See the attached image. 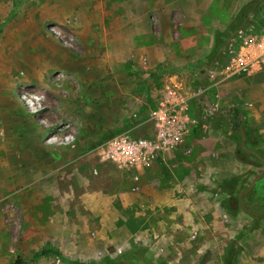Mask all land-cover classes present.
<instances>
[{"label":"rangeland","instance_id":"374dc122","mask_svg":"<svg viewBox=\"0 0 264 264\" xmlns=\"http://www.w3.org/2000/svg\"><path fill=\"white\" fill-rule=\"evenodd\" d=\"M194 1L178 14L159 12L161 0H0V264H221L231 243L237 264H264V216L253 220L238 202L263 168L235 154L233 110L254 109L241 100L243 77L212 83L206 73L199 86L238 12L218 30L227 15ZM226 60L224 50L211 67ZM164 85L186 100L181 142L143 171L101 160L115 137L152 138ZM221 110L217 125L210 113ZM246 121L245 146L259 149L264 112L249 119L254 129ZM241 175L244 186L223 196V181ZM243 200L264 210V177ZM45 243L63 260L31 262Z\"/></svg>","mask_w":264,"mask_h":264},{"label":"built area","instance_id":"2783aa9c","mask_svg":"<svg viewBox=\"0 0 264 264\" xmlns=\"http://www.w3.org/2000/svg\"><path fill=\"white\" fill-rule=\"evenodd\" d=\"M225 55V63H215L207 71V78L212 83L264 70V28L257 33L249 26L238 28ZM158 96L157 105L149 114L152 138L133 139L127 133L115 137L99 149L101 160L112 162L118 168L143 171L156 155L168 153L181 142L191 123L185 113L186 100L169 85L159 89Z\"/></svg>","mask_w":264,"mask_h":264},{"label":"trees","instance_id":"16d2710c","mask_svg":"<svg viewBox=\"0 0 264 264\" xmlns=\"http://www.w3.org/2000/svg\"><path fill=\"white\" fill-rule=\"evenodd\" d=\"M256 1L257 0H250L249 3L245 7L240 9L238 11V13L233 17V20L231 21V23L227 27V32L229 34L234 32L236 29H238L240 27V25L242 24L243 20L246 17V14L248 13V11L251 10L252 6L254 5V3H256ZM245 26H252L253 31H255L256 33L264 28V0L262 3L258 4L256 6V8L252 11V16L246 22ZM219 46L220 45H217L215 47V50H213V55L218 50ZM194 109H195V113H194L193 118L196 121V125L194 128H192L191 133L193 135H197L201 129V126H202V121L200 120L201 110H200V106L197 104V102H195V104H194ZM239 113H242L239 109L233 110V116L236 119V122H235L236 126H238L237 115ZM210 120L212 122L216 123L217 125H219L220 122L222 121V117L215 118V117L211 116ZM216 124L213 126V128L217 129V130H221V128L219 126H217ZM125 126L127 127L126 124H125ZM246 138H247V134H246ZM254 138H255L256 142H259L260 139L258 136L254 137ZM250 150L256 152L260 157H263L257 148H250ZM235 154L238 157L243 156V155H247V156L253 158L255 161H257L259 163V165L263 167V165L255 157H253L250 154L243 152L239 146H238ZM242 186H244V176L241 175V176L231 177V178L223 181L222 186H221L222 187L221 193L226 198L232 197L233 195L236 194L238 188H240ZM246 208L248 211L254 213L253 210L250 209L249 207L246 206ZM251 218L253 220H256L253 217H251ZM126 226L128 227V229L131 232H134L136 230L135 229L136 227H134V226L132 227L131 222H127ZM238 251L239 250L236 248V245L234 243L229 244L227 246L226 250L224 251V254H223L222 259H221V264H237V258H238V254H239ZM45 258H56L58 260H63V257L61 255L60 251L55 249L54 247H52L49 243H45L39 251L35 252L31 256L30 260H31V262H37L40 259H45ZM14 264H22V263H21L20 259H16ZM95 264H120V262L118 260L111 261V260L106 259L102 262H98Z\"/></svg>","mask_w":264,"mask_h":264},{"label":"crops","instance_id":"0c3cea01","mask_svg":"<svg viewBox=\"0 0 264 264\" xmlns=\"http://www.w3.org/2000/svg\"><path fill=\"white\" fill-rule=\"evenodd\" d=\"M194 1V0H193ZM176 6H174V4H169V0H161L160 3V9L159 12L161 13H173L174 11L178 14H180L183 11V7H181L182 5H186V3L189 4L188 0H176ZM174 2V3H175ZM228 2V3H227ZM187 4V5H188ZM197 5V1H194V6ZM199 5L202 9H206L208 11V13H212L214 15V13H220L221 15L226 14L227 18L226 20L218 27V30H223L224 27L229 23V19L234 16L240 9V2L238 3L237 6L234 5V1L232 0H217V1H210V0H202L199 2ZM180 6V7H179ZM174 7L176 8L174 10ZM153 8V6H152ZM238 77H243L239 80H237L236 82H240L243 86H244V95L241 97V100L243 102H245L247 105H249V103L251 104V106H253V113L250 112L248 115L244 117V113H243V120L246 121V123L248 124V126H251V128H255L254 124L250 125V123L248 122L250 118H253V116L255 117V119L258 117V115L262 112H264V70L259 71L255 74L246 76V75H242V76H235L233 77L234 79L238 78ZM233 80V79H231ZM233 105L230 104L229 107H232ZM246 114V113H245ZM251 116V117H250ZM257 128V131L260 135L264 134V129H260ZM247 134L249 135V131H246ZM246 136V134H245ZM248 137V136H247ZM262 139V140H261ZM259 142L257 143V147L259 148L258 150H260V152L263 154L264 152V137H262ZM249 146V145H248ZM246 147L248 149H250L251 147ZM264 155V154H263Z\"/></svg>","mask_w":264,"mask_h":264},{"label":"water","instance_id":"95a60500","mask_svg":"<svg viewBox=\"0 0 264 264\" xmlns=\"http://www.w3.org/2000/svg\"><path fill=\"white\" fill-rule=\"evenodd\" d=\"M262 2H263V0H257L256 3H254V5L252 6L251 10L248 12L246 18L243 20V22H242V24L240 25L239 28H242V27L245 26L246 22L252 16V11L256 8V6L258 4H260ZM235 32L236 31H234L230 35V37L227 39V41L224 43V45L216 53L214 59L210 62L208 68L202 73V75L200 77V81H199V86H202V84L204 82V79L206 77V73H207L208 69L211 67L212 63L217 59V57L224 52V50L226 49V47L229 44V42L233 39V37L235 35ZM202 96L203 95H202L201 87H199L197 89V97H196L197 103H201ZM205 106H206V111L210 112L211 104L210 103H205ZM226 112H227L226 110H221V111H217L216 114L211 112L210 115H212L215 118H220V117L226 118L227 117ZM237 121H238V126H237L236 132L239 134V147H240V149L243 152H245L247 154H250L253 157H255L263 165V168L261 169V171L251 179V181L249 182L247 187L238 195L239 207L247 215H249L251 217L259 218V217H263L264 216V210L261 211L260 213H252V212L248 211L247 208L245 207V203H244L243 198H244L245 195H247L254 188L255 184L264 177V159L262 157H260L256 152L246 148V146H245L246 137H245L244 130L242 128V114L241 113H239L237 115Z\"/></svg>","mask_w":264,"mask_h":264}]
</instances>
